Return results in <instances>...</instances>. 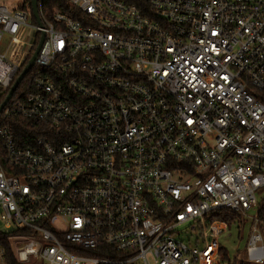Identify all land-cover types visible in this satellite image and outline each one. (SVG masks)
Here are the masks:
<instances>
[{
	"label": "built area",
	"instance_id": "obj_1",
	"mask_svg": "<svg viewBox=\"0 0 264 264\" xmlns=\"http://www.w3.org/2000/svg\"><path fill=\"white\" fill-rule=\"evenodd\" d=\"M131 1L0 4V95L45 35L0 113V264H222L213 214L253 209L264 264V0Z\"/></svg>",
	"mask_w": 264,
	"mask_h": 264
},
{
	"label": "trees",
	"instance_id": "obj_2",
	"mask_svg": "<svg viewBox=\"0 0 264 264\" xmlns=\"http://www.w3.org/2000/svg\"><path fill=\"white\" fill-rule=\"evenodd\" d=\"M41 0H38L40 2ZM131 3H136V1H131ZM68 2L67 0H42V10L46 17H50L55 11L58 10H67ZM21 9H24L29 12L30 14V20L33 21L34 24H36V20L33 17L32 8H31V0H24ZM40 40V35L37 38V42L34 46V48L31 51L30 56L28 57L29 61ZM6 99V94L0 95V106ZM10 124L13 125L15 134L17 135V142L19 145H22L24 147H33L34 140L41 135V128L34 123L33 120L30 119H13L10 121ZM264 206V204H263ZM259 217L261 218L260 222V229L264 235V222L261 217V212L259 213ZM242 216L239 213H235L232 211L224 210V211H218L215 214H213L211 221L212 222H219V223H225L227 227H230L232 225H239L241 222ZM6 247V262L7 264H21L17 258L15 257V254L11 250V247H9L8 244H5ZM243 255V259L239 260V256ZM220 256L222 258V263L227 262V264H250L247 261L245 252L242 254H238L234 258H230L227 250L220 246Z\"/></svg>",
	"mask_w": 264,
	"mask_h": 264
},
{
	"label": "rangeland",
	"instance_id": "obj_3",
	"mask_svg": "<svg viewBox=\"0 0 264 264\" xmlns=\"http://www.w3.org/2000/svg\"><path fill=\"white\" fill-rule=\"evenodd\" d=\"M17 1L18 0H0V4H5L12 9ZM28 24L34 25L32 20H29ZM33 35L34 33L31 31V29H28L24 37V40L27 42H32L34 39ZM7 43H8V37H5L3 46L0 48L1 52H4ZM263 196H264V190H262L257 194L258 198L261 197L263 198ZM256 215H257V210L253 209L248 213V217L244 218V220L241 218L240 224H242V226L232 225L222 230V234L219 237V245L227 250L230 258H234L238 254H242L246 251L247 243L251 235L253 218ZM188 236L189 234L186 232L182 234V238L184 237L187 238ZM19 243L21 242H15L14 244L15 248H18ZM242 259H243V255L242 256L240 255L239 260ZM222 264H227V262H223Z\"/></svg>",
	"mask_w": 264,
	"mask_h": 264
},
{
	"label": "water",
	"instance_id": "obj_4",
	"mask_svg": "<svg viewBox=\"0 0 264 264\" xmlns=\"http://www.w3.org/2000/svg\"><path fill=\"white\" fill-rule=\"evenodd\" d=\"M31 8H32V13H33V17L36 20V22L38 24H40V17H39V11H38V0H31ZM45 35L42 34L41 38H40V42L32 56V58L30 59L28 65L25 67V69L23 70V72L21 73V75L19 76V78L16 80L15 84L12 86L11 90L9 91L6 99L4 100V102L1 104L0 106V113L1 111L4 109V107L6 106V104L9 102V100L12 98L14 92L16 91V89L18 88L19 84L22 82V80L24 79V77L26 76V74L29 72V70L31 69V67L34 65V62L39 54V51L42 47L43 41H44Z\"/></svg>",
	"mask_w": 264,
	"mask_h": 264
}]
</instances>
